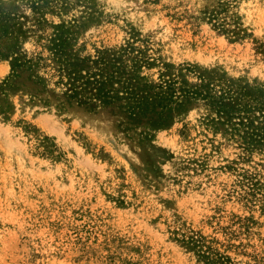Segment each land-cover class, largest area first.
Listing matches in <instances>:
<instances>
[{
  "label": "rangeland",
  "instance_id": "1",
  "mask_svg": "<svg viewBox=\"0 0 264 264\" xmlns=\"http://www.w3.org/2000/svg\"><path fill=\"white\" fill-rule=\"evenodd\" d=\"M3 1L0 264H205L192 236L264 264V146L182 91L202 75L264 85V0ZM58 24L70 76L48 49ZM16 51L37 65L14 74L1 54Z\"/></svg>",
  "mask_w": 264,
  "mask_h": 264
},
{
  "label": "trees",
  "instance_id": "2",
  "mask_svg": "<svg viewBox=\"0 0 264 264\" xmlns=\"http://www.w3.org/2000/svg\"><path fill=\"white\" fill-rule=\"evenodd\" d=\"M230 5L229 0H220L221 10L225 11L226 7ZM214 16L219 19L217 15L218 12L213 13ZM0 26L3 32L7 33L10 29V19L6 15L4 9V1L0 0ZM54 33L48 38V49L50 50V55L52 57H57L61 62V67L63 71L68 70L65 66L63 55L66 54V49L69 46V29L66 28L65 24H58L54 26ZM2 56H11L12 60V70L15 72L19 69L27 66V69H31L33 65H37L36 62H33L31 58L24 56L22 52L2 53ZM39 59H42L41 57ZM98 62L105 63V57L101 56L98 59ZM73 66H77L76 63ZM74 71H67L70 76ZM202 82L199 86L186 88L182 91L184 96L192 97H202L206 105L210 107L211 110L217 113L218 122L221 124L234 121L235 128L240 129L241 127L244 130L243 138L245 139V144L247 148H251L255 145L264 146V85L261 86H247L241 84H234L228 80H223L220 78L206 77L201 76ZM90 81V80H88ZM87 81V82H88ZM85 82V83H87ZM6 81L3 83L5 84ZM167 83V81H166ZM3 84H0V89L3 87ZM93 84H95L92 97L95 100L92 101H101L103 103H110L114 98V90L106 89L105 81H101L98 78L93 79ZM174 81H170L169 84L164 86H159L161 90L155 93V96L160 98L161 102L172 100L174 95L172 92ZM70 88L68 90L72 91L73 94H81V91L73 85L69 84ZM147 89H150L151 86H147ZM168 88V91L166 89ZM84 90V89H82ZM84 98L90 99V96H83ZM130 99L135 101L133 104H130V108L133 109H143L147 105L148 99H140L139 94H133L129 96ZM11 106L9 103L4 106H0V111L9 112ZM190 243L195 247H201L198 250L200 258L204 261L205 264H227L225 259L220 255H212L210 252L203 250L202 240L199 237L192 236L188 239Z\"/></svg>",
  "mask_w": 264,
  "mask_h": 264
}]
</instances>
